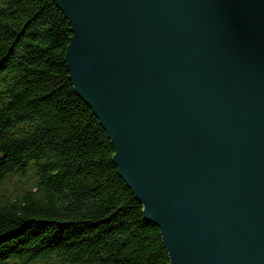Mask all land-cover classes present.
Returning a JSON list of instances; mask_svg holds the SVG:
<instances>
[{"label":"water","instance_id":"water-1","mask_svg":"<svg viewBox=\"0 0 264 264\" xmlns=\"http://www.w3.org/2000/svg\"><path fill=\"white\" fill-rule=\"evenodd\" d=\"M52 1L168 264H264V0Z\"/></svg>","mask_w":264,"mask_h":264},{"label":"trees","instance_id":"trees-1","mask_svg":"<svg viewBox=\"0 0 264 264\" xmlns=\"http://www.w3.org/2000/svg\"><path fill=\"white\" fill-rule=\"evenodd\" d=\"M70 37L52 0H0V264H168L73 92Z\"/></svg>","mask_w":264,"mask_h":264}]
</instances>
